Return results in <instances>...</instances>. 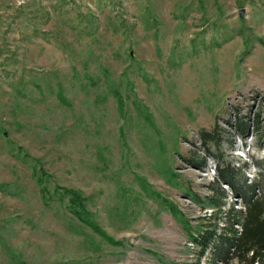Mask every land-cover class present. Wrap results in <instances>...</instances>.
I'll use <instances>...</instances> for the list:
<instances>
[{
    "label": "rangeland",
    "instance_id": "1",
    "mask_svg": "<svg viewBox=\"0 0 264 264\" xmlns=\"http://www.w3.org/2000/svg\"><path fill=\"white\" fill-rule=\"evenodd\" d=\"M263 158L264 0H0V264H239Z\"/></svg>",
    "mask_w": 264,
    "mask_h": 264
},
{
    "label": "trees",
    "instance_id": "2",
    "mask_svg": "<svg viewBox=\"0 0 264 264\" xmlns=\"http://www.w3.org/2000/svg\"><path fill=\"white\" fill-rule=\"evenodd\" d=\"M239 127L240 134L244 136L246 134L244 124L240 123ZM203 138L207 143L211 140V133H203ZM210 155L213 158L217 157L211 153ZM219 173L221 176V180L218 182L219 191L225 192L222 188L223 184L230 186L236 194L241 195L243 208L239 210L232 208L229 211L230 215L225 219L223 228H219V222H217L215 229L211 230L210 226H207V229L200 235L193 237L194 243L199 248V259L211 249L218 262L221 263L234 259L239 264H264V194L255 196V189L260 187L259 182L256 186L246 188L253 191L252 195H248L247 191L239 193L234 180L235 172L231 166H227L225 170L222 169ZM68 194L69 192L66 191L64 195ZM70 198L74 204L76 214L80 217L86 216L87 214L83 208L84 198L81 194L73 191ZM207 200H209V203L207 202L209 205L220 208L218 202L208 198ZM208 220L213 221L216 219L210 218ZM216 245L217 247L212 248Z\"/></svg>",
    "mask_w": 264,
    "mask_h": 264
},
{
    "label": "water",
    "instance_id": "3",
    "mask_svg": "<svg viewBox=\"0 0 264 264\" xmlns=\"http://www.w3.org/2000/svg\"><path fill=\"white\" fill-rule=\"evenodd\" d=\"M240 17L241 18H244L245 17V11L244 10L240 11Z\"/></svg>",
    "mask_w": 264,
    "mask_h": 264
},
{
    "label": "built area",
    "instance_id": "4",
    "mask_svg": "<svg viewBox=\"0 0 264 264\" xmlns=\"http://www.w3.org/2000/svg\"><path fill=\"white\" fill-rule=\"evenodd\" d=\"M264 159V158H263ZM256 167V166H255ZM255 167H253V169L255 168ZM257 175V174H256Z\"/></svg>",
    "mask_w": 264,
    "mask_h": 264
},
{
    "label": "bare ground",
    "instance_id": "5",
    "mask_svg": "<svg viewBox=\"0 0 264 264\" xmlns=\"http://www.w3.org/2000/svg\"><path fill=\"white\" fill-rule=\"evenodd\" d=\"M255 165V164H254ZM255 167V166H254Z\"/></svg>",
    "mask_w": 264,
    "mask_h": 264
}]
</instances>
